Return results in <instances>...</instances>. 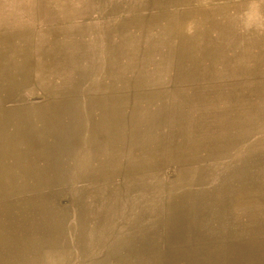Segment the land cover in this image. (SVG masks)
<instances>
[{
	"label": "rangeland",
	"instance_id": "obj_1",
	"mask_svg": "<svg viewBox=\"0 0 264 264\" xmlns=\"http://www.w3.org/2000/svg\"><path fill=\"white\" fill-rule=\"evenodd\" d=\"M0 161V264H264V0H0Z\"/></svg>",
	"mask_w": 264,
	"mask_h": 264
},
{
	"label": "bare ground",
	"instance_id": "obj_2",
	"mask_svg": "<svg viewBox=\"0 0 264 264\" xmlns=\"http://www.w3.org/2000/svg\"><path fill=\"white\" fill-rule=\"evenodd\" d=\"M209 30V29H208ZM224 33V32H223ZM226 36V35H225ZM175 54V53H174ZM217 56V55H216ZM206 68V67H205ZM213 92V91H212ZM180 97V96H179ZM206 100V99H205ZM135 109V108H134ZM239 109V108H238ZM138 112V111H137ZM239 142V141H238ZM196 144V143H195ZM32 154V153H31ZM26 157V156H25ZM12 160V159H11ZM1 162V161H0ZM38 168V167H37ZM206 176V175H205ZM70 181V180H69ZM32 203V202H31ZM84 212V211H83ZM101 212V211H100ZM40 213V212H39ZM86 219V218H85ZM82 222V221H81Z\"/></svg>",
	"mask_w": 264,
	"mask_h": 264
}]
</instances>
